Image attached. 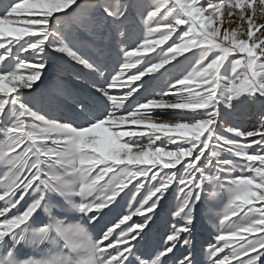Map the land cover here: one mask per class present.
I'll use <instances>...</instances> for the list:
<instances>
[{"label": "snow or ice", "instance_id": "6c2138e0", "mask_svg": "<svg viewBox=\"0 0 264 264\" xmlns=\"http://www.w3.org/2000/svg\"><path fill=\"white\" fill-rule=\"evenodd\" d=\"M258 16L264 0H2L0 264H264Z\"/></svg>", "mask_w": 264, "mask_h": 264}, {"label": "rangeland", "instance_id": "374dc122", "mask_svg": "<svg viewBox=\"0 0 264 264\" xmlns=\"http://www.w3.org/2000/svg\"><path fill=\"white\" fill-rule=\"evenodd\" d=\"M0 2H2V0H0ZM258 22H264V18H261L258 16ZM50 81H51V77L49 78V80H46L45 84L42 85L41 87L42 88L47 87L49 89V91L51 92V94L56 95L57 94L56 86L54 84H52ZM65 82H67V74H65ZM62 100L65 101L64 103H66V101L69 104L71 103L70 100H67L64 98H62ZM64 103H61V106H63L62 104H64ZM252 112H253L252 109H244L242 112L238 113L235 117L238 122H241L244 125V127H247L249 130H252V126L255 123V117H254V115L251 114ZM2 172H3V169L0 168V174H2ZM132 203H133V205L138 206L137 201H132ZM226 204H227V196L225 195L223 202H221L218 207L214 208V212L222 213L224 211ZM122 207L124 209L125 214H127L129 209H128V204L126 201L122 202ZM132 210L134 211L135 209L133 208ZM106 219H111V216L107 217ZM133 220H136V222H139L137 217H133ZM71 222H79V221L77 220V221H71ZM128 223H131V221H129ZM103 225H104V222L102 221L98 227H103ZM212 231L214 233L215 229H212ZM201 232L204 233V235H203L204 239H209V237L207 236V230L206 229H201ZM27 254L29 256L34 255V258H36V259H39L40 255H41L39 252L33 254L32 250H30V249L28 250Z\"/></svg>", "mask_w": 264, "mask_h": 264}, {"label": "bare ground", "instance_id": "6f19581e", "mask_svg": "<svg viewBox=\"0 0 264 264\" xmlns=\"http://www.w3.org/2000/svg\"><path fill=\"white\" fill-rule=\"evenodd\" d=\"M41 86H42V85H41ZM67 100H68V99H67ZM64 102H65V101L62 100V103H64ZM66 104H69V103H67V101H66V103H64V104H62V105L64 106V105H66ZM252 125H253V124H252Z\"/></svg>", "mask_w": 264, "mask_h": 264}]
</instances>
